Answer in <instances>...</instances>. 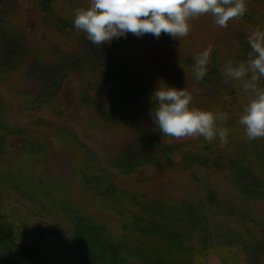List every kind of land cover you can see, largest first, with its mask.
I'll return each instance as SVG.
<instances>
[{"label":"trees","instance_id":"16d2710c","mask_svg":"<svg viewBox=\"0 0 264 264\" xmlns=\"http://www.w3.org/2000/svg\"><path fill=\"white\" fill-rule=\"evenodd\" d=\"M15 1L0 0V68L21 70L35 83L29 103H50L70 76L96 75L118 103L155 106L152 93L156 88L133 77L113 43L99 47L79 35L73 21L56 11V0H38L36 6L62 33L63 47L48 53L44 48H32L22 26L12 20L18 12ZM248 11L244 18H249ZM217 75L219 70L211 60L202 80ZM87 80L82 86L81 105L99 109L109 122L128 126L135 134V142L112 159L118 172L132 176L144 166L158 163L184 170L209 168L221 173L249 199L264 203V139L249 142L242 138L232 156L204 139L181 149L179 144L166 143L155 125L101 106L90 95L92 83ZM213 90L223 108L240 112L238 89L222 85ZM226 95L229 100L224 99ZM4 108L0 99V185L38 205L47 217L30 224L32 236L19 233L8 217L0 188V264H43L41 245L47 238L59 244L66 257L63 264H206L207 255L224 254L226 250L233 261L223 257L225 264H264V220L256 221L246 205L225 202L214 188H208L199 200L175 203L167 211L162 201L119 187L116 174L93 154L81 151L83 148L78 149L68 178L40 172L38 165L47 155L46 148L40 146L36 151L26 141L14 146L10 139L21 141L24 131L4 122ZM175 154H181L179 162ZM75 187L84 196L82 203L71 197ZM93 201L114 218L104 221L89 213L83 204ZM46 218L52 222L48 224Z\"/></svg>","mask_w":264,"mask_h":264},{"label":"rangeland","instance_id":"374dc122","mask_svg":"<svg viewBox=\"0 0 264 264\" xmlns=\"http://www.w3.org/2000/svg\"><path fill=\"white\" fill-rule=\"evenodd\" d=\"M37 2L38 0H16L18 12L12 20L22 26L32 48L37 51L44 48L48 53L59 46L63 47L61 43L63 35L51 19L43 17L37 10ZM258 2L247 0V5L251 6V10L248 11L251 12L249 18L243 16L237 20H230L226 28L215 26L210 15H201L190 21L191 30L181 40L173 39L168 34H161L157 39L152 34L138 37L128 33L126 37L114 38L111 41L118 48L135 79L154 88H157L159 81L163 79L168 86L187 88L193 96L192 106L227 113L228 119L224 127L229 129V135L227 145L223 149L231 156L242 138L246 137L238 121L248 97L234 83L224 82L223 69L228 60H246V49L247 53L251 51L247 37L258 27L264 30V0ZM88 6L89 0L55 1L56 11L67 16L71 21L74 20L75 9ZM229 26H232L231 29ZM79 35L86 36L82 32H79ZM209 44L213 45L210 61H215L219 75L198 82L193 72L194 58ZM66 48L70 49L71 46L67 44ZM95 76L86 78L70 76L63 82L53 101L37 106L28 101L35 94V83L27 79L21 70L8 71L0 68V99L5 104L2 118L9 126L24 131L23 137H20L21 141L15 138L10 140L16 147L26 141L25 143H29L36 151L40 146L46 148L47 155L38 165L40 172L44 170L49 174L68 178L76 163L78 149L83 148L81 151L93 154L106 169L116 174L119 187L143 194L151 200L158 199L166 206V210L175 203L197 201L208 188H214L223 201L246 205L256 221L264 220V203L249 199L221 173L213 169L196 166L184 170L158 163L144 166L132 176L123 175L114 169L112 159L120 150L135 142V134L128 126L109 122L99 109L81 105L84 82L90 79L92 83L90 95L101 106L118 109L132 114L144 123L155 125L149 114L152 107L118 103L109 94L108 85ZM222 85H230L238 89L240 112L223 108L222 102L214 95L213 89ZM162 139L166 143L179 144L181 149H185L201 143L203 137L177 140L162 136ZM212 143L222 149L218 138ZM31 159L36 163L35 156ZM180 159L181 154H175V160L179 162ZM2 163L0 164L3 165ZM0 188L4 194L6 212L10 221L18 228L19 233L32 236L30 224L36 225L44 221L45 213L38 205L24 199L15 190L3 188L2 185ZM71 197L80 203L84 198L77 187L72 191ZM89 204L87 202L83 204L89 213L104 221L114 218L98 208L94 201ZM46 219L48 224L52 222L51 218ZM41 247L45 259L43 264H63L66 261L57 242L47 238ZM236 251L240 250L236 249ZM229 253L226 250L224 254L220 252L207 255L206 264H225L223 259L221 260L223 257L226 261H233Z\"/></svg>","mask_w":264,"mask_h":264},{"label":"clouds","instance_id":"9594fccd","mask_svg":"<svg viewBox=\"0 0 264 264\" xmlns=\"http://www.w3.org/2000/svg\"><path fill=\"white\" fill-rule=\"evenodd\" d=\"M247 11V0H89L88 7L74 10L73 24L100 47L128 33L138 37L152 34L157 39L168 34L181 40L191 30L190 21L201 15H210L215 26L226 28L230 20L242 18ZM247 43L251 49L247 59L228 60L223 75L226 84L232 82L247 94L248 102L238 122L251 142L264 139V30L256 28ZM212 50L209 44L194 58L193 72L198 82L208 73ZM192 100L187 88L168 86L161 79L152 93L155 106L149 113L156 128L163 137H203L209 143L218 138L220 146L225 147L229 135L224 127L227 113L192 106Z\"/></svg>","mask_w":264,"mask_h":264}]
</instances>
